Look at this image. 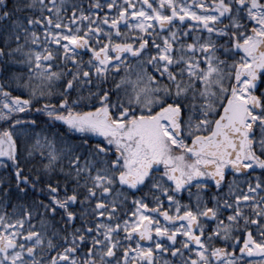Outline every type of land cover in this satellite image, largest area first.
Returning <instances> with one entry per match:
<instances>
[{
	"label": "snow or ice",
	"instance_id": "snow-or-ice-1",
	"mask_svg": "<svg viewBox=\"0 0 264 264\" xmlns=\"http://www.w3.org/2000/svg\"><path fill=\"white\" fill-rule=\"evenodd\" d=\"M0 264H264V0H0Z\"/></svg>",
	"mask_w": 264,
	"mask_h": 264
},
{
	"label": "trees",
	"instance_id": "trees-1",
	"mask_svg": "<svg viewBox=\"0 0 264 264\" xmlns=\"http://www.w3.org/2000/svg\"><path fill=\"white\" fill-rule=\"evenodd\" d=\"M15 94V93H14Z\"/></svg>",
	"mask_w": 264,
	"mask_h": 264
}]
</instances>
